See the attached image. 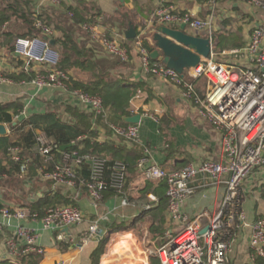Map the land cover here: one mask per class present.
Masks as SVG:
<instances>
[{
    "label": "built area",
    "instance_id": "built-area-1",
    "mask_svg": "<svg viewBox=\"0 0 264 264\" xmlns=\"http://www.w3.org/2000/svg\"><path fill=\"white\" fill-rule=\"evenodd\" d=\"M32 1L35 6L33 27L40 31L41 36L15 40L13 54L21 61L20 71L28 75L32 66L43 68L44 73L37 74L30 82L34 88L65 93L76 106L105 118L100 97L71 89L68 74L59 67L60 53L49 42L53 29L39 18L41 6L57 7L61 0ZM233 1L264 11V0ZM93 21L99 23L102 17L95 14ZM151 22L171 29L184 25L186 31L203 32V38L209 40L211 49L208 58L203 59L196 69L185 76L162 64L153 63L149 54L142 48L141 37L134 40V46L140 53L142 72L177 87L182 98L197 108L200 118L221 133L223 161L204 160L171 171L150 163L145 156L137 162V170L146 181L165 183L166 222L178 228L174 235L169 233L166 242L150 251L149 255L152 259L156 258L159 264H229L235 251L238 232L248 228L250 251L264 258V218L247 223L240 190L251 173L264 165V27L254 28L243 48L231 54H224L242 55L248 67H240L216 58L213 40L214 13L200 19L190 11L180 13L161 2L152 13ZM82 29L90 33L103 50L116 57L119 62L129 61L128 50L122 47L117 39L100 33L96 24L85 23ZM198 78L206 83L202 98L193 85V81ZM12 83L11 78L0 72V84ZM148 116L156 123L159 121L157 117ZM17 118L15 117V120ZM108 127L115 138L128 143L139 141L138 124H109ZM72 145H75V142H72ZM35 150L46 163L52 161L53 145L43 134H37ZM147 153L145 150V154ZM7 155L13 163L19 165L17 176L25 181L30 162L23 160L22 149L19 146H11ZM59 155L61 160L55 162L50 171L38 168L41 179L62 188L82 187L93 205L98 204L106 192H111L119 198L120 207L129 205L126 196L129 174L123 162L116 160L109 163L102 158L81 156L76 149L61 150ZM85 162L89 166L88 178L82 180L78 177L76 169ZM197 181L202 182L204 189L223 185L224 192L220 207L214 215L211 216L205 211L190 219L184 213L183 205L194 195V183ZM147 198L149 203L145 209H150L157 199L152 194H148ZM0 216L7 221V224L0 222V234L5 233L11 219L19 222L28 218L35 219L28 209L8 207L0 208ZM83 222L84 214L80 209L75 206H61L46 211L41 220V227L44 231L58 233L65 228L77 227ZM203 229L207 230L201 234ZM84 233L88 237L101 239L104 230L99 221H93L88 224ZM38 238L35 231L17 224L4 241L7 256L14 263L25 249L43 254V249L38 246ZM55 264L65 263L60 261Z\"/></svg>",
    "mask_w": 264,
    "mask_h": 264
},
{
    "label": "crops",
    "instance_id": "crops-1",
    "mask_svg": "<svg viewBox=\"0 0 264 264\" xmlns=\"http://www.w3.org/2000/svg\"><path fill=\"white\" fill-rule=\"evenodd\" d=\"M161 2L180 13L190 11L200 19H205L214 13V30L219 35L231 36L230 44L233 46L242 43L243 48L254 28L264 27V11L233 0H213L212 3L203 0H61L57 7L39 8L40 17L53 29V34L49 38L53 47L62 52L60 42L63 40V31H66L72 35L77 46L86 51L88 59L105 75L122 81L124 85L137 88L136 96L129 102L128 107L131 113L128 117L140 116L137 143H128L115 138L101 125L93 124L91 127L92 141L100 144L108 143L110 149L116 153V159H119L117 161L126 162L129 174L127 193H131L133 197L146 186L143 176L136 167L137 162L144 156L148 157L150 163L169 171L176 170V165L184 160L187 161L184 166L204 160L223 161L221 133L200 118L197 108L182 98L177 87L142 72L140 53L134 46V40L160 27L151 22V15ZM34 7L32 3V12ZM74 13L75 20H72ZM95 14L102 17L101 22L93 21ZM85 23H94L100 33L108 38L117 39L121 46L128 50L129 61L121 63L116 57L106 53L100 43L82 29ZM130 28L136 34V38L132 40L126 39L125 36ZM2 32L22 34L27 32V26L20 20L12 19L2 26ZM186 33L194 37H204L203 32L187 30ZM7 43L3 37L0 38V71L7 76L17 75L21 70V61L14 56L12 50L8 49ZM240 49H232L226 53L231 54ZM224 54L220 52L216 55L217 60L248 67L242 55H229L228 59H223ZM155 64L161 63L155 62ZM77 72L76 67L70 70V75L75 80H77ZM29 73L35 77L44 73V70L32 66ZM10 102H17L23 108L22 114L17 116L16 120L51 110L58 113L63 121H73L72 116L65 112L66 107L77 108L82 113L90 114L86 109L76 106L65 93L51 89L38 90L30 82L0 84V103ZM148 115L157 117L159 121L154 122ZM124 118L127 117H123L122 121ZM7 131L9 134L8 128ZM169 150L175 151L170 157ZM7 178L5 176L0 180L3 181L0 185L1 207L28 209L30 212V205L39 208L38 211L31 212L35 219L28 218L22 222L14 219L8 221L5 233L0 234V262H12L7 256L4 241L14 226L22 224L38 234V246L43 249V254L25 249L16 262L55 264L62 261L65 264H90V255L99 239L88 237L84 233L88 224L99 221L100 226L103 227L113 222L127 221L136 217L140 209L138 204L134 205L130 202L127 207H120L119 198L115 194L107 193L103 194L98 204L93 205L82 187L55 186L41 179L35 170H32L30 175L27 174L25 181L19 179L17 175L13 176L12 179H16L21 184L14 181L12 183L11 179L4 181ZM201 183V181L194 183L195 193L183 205V211L190 219L205 211L212 216L221 204L223 185L204 189ZM240 190L247 223L264 218V165L251 173ZM55 195L69 200L72 205L80 209L84 214V222L81 225L62 229L58 233L42 229L41 220L54 203L52 198ZM46 198L49 201L44 205L40 200ZM0 222L7 224L1 216ZM169 233L174 232L169 231ZM248 237V228L242 229L237 234L234 253L236 252V259L241 255V264H246L251 259ZM60 243L66 247L60 246Z\"/></svg>",
    "mask_w": 264,
    "mask_h": 264
},
{
    "label": "trees",
    "instance_id": "trees-1",
    "mask_svg": "<svg viewBox=\"0 0 264 264\" xmlns=\"http://www.w3.org/2000/svg\"><path fill=\"white\" fill-rule=\"evenodd\" d=\"M32 0H1L0 4V38L3 37L8 43L7 47L13 51L14 42L17 38H32L40 37L39 30L33 27V12H32ZM72 11L71 9H68ZM75 13L72 20H75ZM39 18L47 25L50 24L39 16ZM12 19L20 20L27 26V32L22 34L3 33L2 26L11 22ZM77 21V20H76ZM80 23V22H79ZM51 27V26H50ZM217 35V34H216ZM216 35L213 34V40ZM223 47L225 50L240 49L243 44L231 45L229 38L223 39ZM220 41L217 42L215 47L219 46ZM62 45V52L55 49L60 53V69L64 70L71 83V89H78L89 95H97L102 100L103 111L105 118L96 116L93 113H82L77 108L66 107L65 112L70 114L73 121H63L58 113L54 111H47L44 113L33 114L25 119L15 120V117L20 116L23 112V108L17 102H10L6 104L0 103V124L5 125L9 134L6 137H0V180L3 177L13 178L19 171V165L13 163L7 155V151L11 146H19L22 149L23 160H28L29 172L32 170L37 171L38 168H44L46 171H50L53 168V164L61 160L59 151L72 149L78 150L81 156H88L89 158L97 157L107 160L112 163L116 160V153L110 149L108 143L100 144L92 141L93 133L91 127L93 124L101 125L108 131H110L108 125L115 124L120 126H126L127 123L122 121L123 117L131 115L128 111L129 102L136 96L137 88L131 85H124L122 81L114 80L105 75L94 63H92L87 56L85 50L80 49L75 41L72 39V35L63 31V40L60 42ZM214 47V49H215ZM155 63V62H153ZM76 67L78 72L76 73L77 80L73 79L70 75V70ZM9 77L13 82H31L34 78L33 74L28 75L20 71L17 75H10ZM196 92L199 97H203L206 90V83L203 79L198 78L193 81ZM111 132V131H110ZM37 134H43L53 145V159L51 162L46 163L44 158L40 157L36 153V136ZM75 142V145H72ZM175 152V151H174ZM173 150L168 151V156L173 155ZM55 161V162H54ZM128 167L126 162L120 160ZM187 161L176 165V170L181 169ZM88 164L85 162L82 166L76 169L78 177L82 180L88 178ZM29 175V173H28ZM145 181V187L139 190L135 197L131 193H127L126 196L128 202L136 203L142 206L146 203V197L148 194H152L156 197L157 202L148 211H143L140 216L134 217L130 224L131 227L127 230H123L124 225L120 223H110L103 225L104 235L97 242L95 250L90 255V264H100L101 257L104 253L110 235H115L121 231H133L135 225L141 221L148 223L149 233L151 240L157 241L160 239L158 247L166 242L165 234L170 231L166 230V209L167 198L165 195L166 186L163 181L150 182ZM1 185V184H0ZM128 185V183H127ZM107 194H113L106 192ZM104 193V194H106ZM41 202L47 204L49 201L41 199ZM54 202L51 207L61 206H74L67 199H61L56 197L52 198ZM1 207V205H0ZM39 207L33 208L30 205L31 212L38 211ZM167 235V234H166ZM60 246H65L60 243ZM66 247V246H65ZM252 261L246 264H264V258L254 255L251 251ZM105 255L101 260V264H104ZM0 264H21L20 262H0Z\"/></svg>",
    "mask_w": 264,
    "mask_h": 264
},
{
    "label": "water",
    "instance_id": "water-1",
    "mask_svg": "<svg viewBox=\"0 0 264 264\" xmlns=\"http://www.w3.org/2000/svg\"><path fill=\"white\" fill-rule=\"evenodd\" d=\"M125 36L128 40L136 38L132 28L126 32ZM141 38L142 48L149 54L152 62H159L182 76L196 69L203 59H207L211 49L208 39L188 35L184 25L179 30L160 26L152 33H144ZM123 121L127 124H138L140 116L127 117ZM7 135L6 126L0 124V137ZM206 230L203 229L201 234H204Z\"/></svg>",
    "mask_w": 264,
    "mask_h": 264
},
{
    "label": "rangeland",
    "instance_id": "rangeland-1",
    "mask_svg": "<svg viewBox=\"0 0 264 264\" xmlns=\"http://www.w3.org/2000/svg\"><path fill=\"white\" fill-rule=\"evenodd\" d=\"M213 34L214 35L217 34L214 39L215 45L217 44L218 41H220L219 46L215 47V53L217 55H219L220 52L228 54L226 53V51H229V50H225V48L221 44H223L222 41L224 38L231 39V36L219 35L218 32L215 30ZM223 57H225L223 59H228L227 56H223ZM29 175H30V172H29ZM8 179H11L10 182L12 183L14 181V182L21 184L16 179H12L9 177L7 179H4V181H7ZM2 183L3 181H0V184ZM148 203H149V199L146 197V203L140 206L139 213L137 216H140L143 211L149 210V209H145ZM132 204L135 205L136 203L134 202ZM132 219L133 218H130L129 220L122 222V225L126 227V228H123V230H127L131 227L130 222ZM134 228L135 229L133 231H121L115 235H110L108 237L109 238L108 245L106 246L104 253L101 257V260H102V258L105 255L104 264H159V261L156 258L152 259L150 257L149 252L153 251L155 248L158 247L160 239H158L157 241H153L150 239L151 236L149 233L148 223H146L145 221H141L140 223L135 225ZM168 229L174 232L172 235L176 233L175 231H178V228L176 226L167 223L165 226V232L166 230L168 231ZM166 234H165V237L167 239L170 236V234L168 233ZM113 239L117 240V242L116 244L111 246L112 245L111 241ZM129 242H132V244H130ZM235 253L232 254L229 264H241V261H242L241 255L236 259ZM101 260H100V264H101ZM251 261H252V258L248 260V263H250Z\"/></svg>",
    "mask_w": 264,
    "mask_h": 264
},
{
    "label": "bare ground",
    "instance_id": "bare-ground-1",
    "mask_svg": "<svg viewBox=\"0 0 264 264\" xmlns=\"http://www.w3.org/2000/svg\"><path fill=\"white\" fill-rule=\"evenodd\" d=\"M116 238H117V237H116ZM116 242H117V240L113 239V240L111 241V243H112L111 246H113L114 244H116ZM129 243L132 244V242H129Z\"/></svg>",
    "mask_w": 264,
    "mask_h": 264
}]
</instances>
